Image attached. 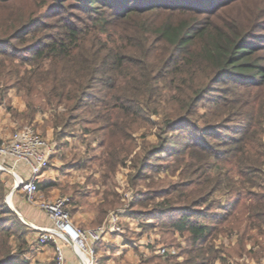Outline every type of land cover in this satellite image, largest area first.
<instances>
[{"label":"trees","instance_id":"1","mask_svg":"<svg viewBox=\"0 0 264 264\" xmlns=\"http://www.w3.org/2000/svg\"><path fill=\"white\" fill-rule=\"evenodd\" d=\"M35 1L0 0V77H11L13 74L15 78L8 86H25V115L31 119L37 110L53 108L55 113L49 118L56 134L66 132L63 129L67 130L72 122L82 126L93 125L92 128L100 135L93 130L95 137L92 139L104 148L109 163L128 165L129 158L134 168L133 173L127 174L131 184H135V179L147 168L145 164L150 158L174 148L179 151V147H175L177 144H184L183 148L190 144L188 154L196 163H185L191 176L187 177L185 185L188 191L193 188L189 187L190 184L199 185V194L192 196L186 204L181 201L186 200L188 192L176 191L177 184L170 190L161 187L153 193L163 196L155 204L157 211L178 212L174 217L166 216L159 220L165 230L184 235L186 246L180 253L166 256L155 253L150 258L152 262L155 258L162 259L164 263L160 264H215L218 251L213 249L210 241L213 234L230 223L241 198L251 193L249 186L255 179L262 178L263 113L249 115L244 121L248 127L239 125L234 135L218 141L224 146L223 150L212 151L207 137L212 135L210 130L221 128L216 120L225 113V109L219 106L223 104L221 98H216L214 93L203 98V104L209 106V111L206 116L200 114L202 123H190L185 115L167 117L164 123L169 130L168 136L161 135L160 131L154 145L143 147L140 152L135 151L134 156L128 157L121 156L120 151L130 141L129 134L134 123L133 119L128 121L131 108L126 106L131 98L121 95L114 102H109L101 97L102 109L109 108V111H95L89 118L80 117L77 112L98 90L115 88L124 78L128 64H138L145 69L151 67L159 75L158 67L164 60L162 53L167 54L168 60L176 61L168 74L184 76L183 86L178 82L176 87L179 95L173 96L175 104L181 106L178 108L184 110L182 114L190 108L196 110L203 94L211 90V84L218 80L222 84L220 91L230 94L228 103L240 109L249 104L242 99L248 96L244 88L264 87L263 57L258 54L264 47L250 42L248 30L224 28L197 15L198 12L211 14V7L207 4L214 0H48L49 9L57 10L55 31H47L53 23L42 21L40 9L33 6ZM26 4L30 5L25 7ZM214 4L213 7L216 6ZM67 7L95 15L93 25L88 26V36L93 37L94 46H85V27L70 21L74 15H69V21L66 19L64 11ZM101 33L105 36L102 37ZM15 42L21 44V50H26L21 57L27 56L35 66L25 69L21 77L17 76L18 69L13 67L12 57H9L11 52L17 51ZM154 49L161 50L156 58ZM39 64L45 68H40ZM194 81L199 84L196 86ZM3 97L5 94L2 93L0 98ZM58 108L63 109L61 114ZM231 110L230 114L244 112ZM187 140L191 143H185ZM196 147L201 148L198 156V151L193 152ZM91 159H98L97 153ZM233 174L238 175V182L233 179ZM138 194L130 202L132 206L138 204L137 207H130L134 208L132 214L144 217V199ZM261 195L264 196V193ZM118 196L116 190H106V199L102 204L107 207L121 204ZM199 203L203 206L197 207ZM189 206H192V212L188 211ZM255 207V216L263 217V209ZM19 223L18 216L4 197L0 199V264H27L15 257L29 251L25 239L14 251L9 243L11 235L17 233L21 237L25 230H32L29 226L20 227ZM234 226L240 230L239 223L231 225V228ZM244 235L242 232L239 243L226 249L225 256H220L221 264H226L228 257H232V264H248L246 258L251 252L243 246ZM179 256H183L181 261H178Z\"/></svg>","mask_w":264,"mask_h":264},{"label":"rangeland","instance_id":"2","mask_svg":"<svg viewBox=\"0 0 264 264\" xmlns=\"http://www.w3.org/2000/svg\"><path fill=\"white\" fill-rule=\"evenodd\" d=\"M212 1V0H211ZM216 3L212 6L213 3ZM30 4L24 5L25 7L29 6ZM49 2L48 0H36L35 4L33 6L37 7V9H40L41 12V19L44 22L53 23L50 25L51 28L47 29V31H55V23L58 22L55 18L57 10L49 9ZM209 9L212 10L211 14H205V12H198L197 15L199 17H206L207 20H209L213 24H217L222 27H228V28H234L236 30H248L249 31V40L254 45L257 44L259 46L264 47V0H214L212 2H208L207 4ZM207 6V7H208ZM65 14H67V18L69 21L70 16L74 15V18H72L70 21L80 24L85 27V38L83 40L85 46L87 48H90L91 46H94L95 41H93V37L88 36V26L93 25V19L95 15H89L85 14L82 11L75 10L71 7H67L64 11ZM157 17V15H154ZM62 23V22H61ZM54 25V26H53ZM28 36H32V33H28ZM101 36L104 37L105 33H101ZM15 47L17 51L11 52L12 57L10 61L14 64L13 67L18 69L17 76L21 77V74L25 69H32V67H35L32 64V61L30 62L29 59H27V56L21 57V55H25L26 50H21L19 47H21L20 43L15 42ZM156 45V44H155ZM260 52L258 54L262 55L264 63V49L259 50ZM161 53L160 49H154L155 58L157 55ZM164 56V60L161 66L158 67V70L160 71L159 75L158 72L155 69L149 68H141L138 64H126L127 69L125 70V76L124 78L116 85L115 88H111L110 90L102 91L98 90L95 92V95L91 98H88L86 103H84L81 107H79V110L77 114L79 113L80 117H92L95 111L103 110V111H109V108L102 109V106L100 105V101L102 98H106V101L114 102L117 98V96H126L131 98L129 102L126 103V106L130 107V115L128 121L131 122V119L134 120L133 126H132V132L129 134L130 140L127 145H125V148H122L120 151L121 156H132L135 151L140 152L143 147H150L154 145L158 139V133L161 131V135L168 136L169 130H167L165 121L166 118H174L177 115H185L187 120L192 122H198L202 123L203 118L200 117V114L204 113L205 116L207 115V112L209 111V106H204L203 104V98L211 97L214 93L216 95V98H221L223 104H220L219 106L221 109H225V113L223 116L219 117L216 121L221 126V128H218L216 130H210L212 133L211 136L207 137V143L209 148L212 151H218L223 150L224 146L220 144L218 141L220 139H228L229 135H234L236 129H238L239 125H243L244 127H248L244 121L249 115H253L256 112H262V118L264 119V87L259 89L254 88H244L245 93L248 95L247 97L242 98L244 102L249 103L245 104L244 106H241L240 109H238L237 105L232 106L230 103V94H224L220 89L222 88V84L218 81H215L211 84V90L206 91L203 96L202 100L198 102L195 108H190L186 114H182L184 110L178 108L179 106L175 103V96L179 95L178 88L176 91V87L180 82V86L182 87V81L184 79L183 77L177 76L173 77V75L168 74L169 69L173 68V66L176 64V61L174 60H168L167 54L162 53ZM161 55V56H162ZM25 58V59H24ZM165 59H167L165 61ZM7 61H9L7 59ZM38 63V62H37ZM40 68H45L43 64H39ZM137 68V70H134L133 68ZM140 68V69H139ZM129 71V74H128ZM1 75L0 77V95L3 93L5 94V97L2 99L0 98V106L4 107L7 111L11 113L12 117H17L19 115L20 118L28 119L27 115H25V111L23 112V115H20L17 113L15 106L12 104V101L9 99V97L15 95V97H19L21 99V103L26 106V101L24 99V94L26 93L25 86H12L9 87L8 84L11 83V81L14 80L15 75L11 74V77H4ZM25 81V80H24ZM194 84L197 86L199 83L198 81H194ZM209 84V83H208ZM102 97V98H101ZM101 98V99H100ZM220 100V99H219ZM118 105V104H116ZM116 107V106H114ZM181 107V106H180ZM212 108V107H210ZM107 109V110H106ZM231 111H244L243 113H237V114H230ZM57 111L61 114L63 112L62 108H58ZM46 113L48 117H52L53 113H55V110L52 108L48 111H40L37 110L35 113V116H38L41 119L46 118ZM185 113V112H184ZM226 115V116H225ZM38 118V119H39ZM120 120V119H119ZM100 122H103L100 120ZM99 122V123H100ZM32 125L36 129V124L33 121L23 122L22 125ZM226 126L227 128L224 129L223 127ZM15 127V128H13ZM20 126H12L9 130L10 133ZM93 125H87L82 126L78 122H72L70 123L69 127L66 129H63L68 133L71 140L74 144L78 145V148L82 150L83 144L87 141V139H92L95 137V132H97L98 135L100 133L97 130H94ZM160 127L162 130H160ZM189 127V124L188 126ZM94 130V131H93ZM175 131V130H174ZM9 133V134H10ZM42 134V133H41ZM43 135V134H42ZM44 136V135H43ZM121 136V135H120ZM3 137L0 138V140ZM50 142L54 144L53 141L49 139ZM96 149L91 152L92 156L94 153H97L98 159H93L91 171H93L94 176L97 179V183L95 184L94 193L96 195V198L99 195V190L101 192L102 189H105L108 191L109 189L116 190L118 193V201L121 202V204H118L116 206L107 207L104 204H100L99 211L102 212L106 218L101 221V218L99 219V222L93 225H80L76 223H72L74 226L82 227V228H89V227H96L97 225L105 223L111 213L118 214L120 210H126V209H134L137 207L138 204H130L132 199L136 196V193H139L138 195H142V199H144V206L146 214L140 217L141 221V230L145 233V238L148 240V243H151L153 246L152 252L158 253L156 251L157 247L164 245L165 247H169L174 249L176 252H181V250L186 246V241L184 240V235H180L177 232H171L165 230V228L161 225V218L170 216L174 217L178 212L177 211H164L159 212L155 208V204L157 201L159 202L163 196L162 195H156L154 191L158 190V188L165 187L166 190H170L171 187L175 184H177L176 191H184L187 190L188 196L186 197V200L181 201V203L189 204V199L194 196L198 195L200 192L199 185L192 183L189 187H193L189 189L185 185V180L188 179L187 177L190 176V172H187V167L185 166V163H196V160L194 158H190L188 152L189 148L191 147V143L189 140H187L185 143H187L189 146L186 148L184 147V144H177L175 147H179V151H176L174 149H170L167 151L159 152L157 156H153L148 161L147 168L143 169L141 171V174L138 179H135V184H131V182L128 180L127 174H131L134 172V168L132 163H129L128 165L122 164V163H109L110 160L106 157V155L103 152V147L98 146V141L94 140ZM122 140L119 141V145ZM192 145V144H191ZM106 150V149H105ZM201 148L196 147L194 151H198V154L196 152V155H199ZM176 152V155L174 153ZM135 153V154H136ZM173 153V154H172ZM195 153V152H194ZM134 154V155H135ZM133 155V156H134ZM127 158V157H125ZM199 163V162H198ZM130 165V166H129ZM16 182L13 175L0 171V199H5V202L7 205L13 210V204L7 202V197L10 193V186L14 185ZM10 188V189H9ZM15 187V190H17ZM154 189V190H153ZM13 190L12 193H15L16 191ZM11 193V194H12ZM21 195L25 200L28 201L27 196L22 191L20 192ZM13 195V194H12ZM11 197V196H10ZM61 197V196H59ZM149 197H154L153 199H150ZM9 198V197H8ZM58 198V197H56ZM98 200V199H97ZM65 205L66 210L69 213V218L71 221V214H70V206ZM106 204V203H105ZM33 207H38L35 204H29ZM157 205V204H156ZM134 208H132V207ZM197 207H202L203 204L199 203L196 205ZM106 207V208H105ZM192 206H189L188 211H193ZM39 208V207H38ZM16 215L19 218V226L21 227H31V225L27 224V221L25 217L22 215H18V212L14 211ZM132 213V212H131ZM147 217V218H146ZM118 219V218H117ZM147 223V224H145ZM118 224L120 226V230L117 232L122 231V226L118 220ZM24 225V226H23ZM53 226V224H52ZM51 226V227H52ZM18 231V230H17ZM25 234L21 237H18V234L15 233L14 235L10 236L9 243L11 244L12 251L15 250L17 246H19V243H22L21 240L25 239V242L29 245V236L32 235L33 232L30 230H25ZM114 232V231H113ZM217 238V234H213L212 239L210 240L212 243L213 249H219L215 246V239ZM103 237L95 243V246L97 243L102 241ZM37 239H35L36 242ZM63 252H64V246L69 247V243L66 242L62 238H57V241ZM214 243V244H213ZM53 247V254L51 255L50 261L45 260H38V259H32L30 258V249L25 254H17L15 257L20 258L24 261H26L27 264H47V262H50V264H56L55 262V254H54V243L48 242L45 245H49ZM78 250L82 251L79 247H77ZM95 249V248H94ZM229 249V248H228ZM35 252V251H34ZM251 254H254L256 249L250 251ZM84 253L88 257L89 260L93 257L95 253L93 252V255H89L84 251ZM174 253V254H175ZM159 254V253H158ZM32 256V255H31ZM220 254H217V257H219ZM183 256H179L178 261L182 260ZM65 259V256H64ZM65 262V261H64ZM153 264H160L164 263L162 259L155 258L152 262ZM215 263V261H214ZM166 264V263H165Z\"/></svg>","mask_w":264,"mask_h":264},{"label":"crops","instance_id":"3","mask_svg":"<svg viewBox=\"0 0 264 264\" xmlns=\"http://www.w3.org/2000/svg\"><path fill=\"white\" fill-rule=\"evenodd\" d=\"M9 99L15 106L17 113L23 115L26 106L21 103V99L15 95ZM45 116L44 120L35 115L31 119L28 118L29 121L35 122L36 129L40 133L54 142L49 165L38 179L36 198L66 197L69 201L72 223L90 226L98 223L100 218L101 221L104 220L106 216L99 211V207L106 199V192L105 189H102L101 192L99 190V195L96 198L94 186L97 179L93 171L90 170L93 163L91 151L96 149L94 140L87 139L82 150L78 151V145L74 144L70 138L72 135L66 132L56 134L47 113ZM28 119L20 118L19 115L12 117L9 111L0 106V138L9 135V129L12 126H21L20 124L27 122ZM2 172L11 175H13L12 173L17 174L23 180L27 178L29 169L22 162H9V167ZM261 176V179H255L252 185H248L251 193L241 198L232 213L230 223H227L217 232L215 246L219 249V251L216 250L220 256H225L226 249L233 248L239 243V238L243 232L245 234L243 236L244 248L248 251L254 249L257 251L250 254L246 258V262L248 264H264V216H255L253 213L255 206H259L264 212V207H262L264 196L261 195L264 193V163ZM233 179L238 182V175L233 174ZM10 188L12 189L13 186L11 185ZM15 191L12 193L13 195L11 194L10 201L13 204V211L25 217L27 224L32 226L31 231L34 233L33 237L32 235L29 236L30 258L50 261L53 247L50 244L39 245L35 239L40 233L39 227H51L53 222L44 210L28 205V203H32L23 198L20 193L23 190L20 187ZM8 197L10 198V195ZM220 197L223 198L222 195ZM131 212L133 213V209L130 208L120 210L118 220L123 228L122 231H108L104 234L102 241L95 246L92 264H153L150 258L155 254L152 252L153 246L148 243L145 233L141 230L140 217ZM236 222L239 223L240 230L236 226L231 228V225H235ZM64 256V264H88L87 255L84 251L78 250L75 245L64 246ZM220 256L216 257L215 264H221ZM229 262L232 264V257H228L225 261L226 264Z\"/></svg>","mask_w":264,"mask_h":264},{"label":"built area","instance_id":"4","mask_svg":"<svg viewBox=\"0 0 264 264\" xmlns=\"http://www.w3.org/2000/svg\"><path fill=\"white\" fill-rule=\"evenodd\" d=\"M54 144L43 136L34 126L26 124L14 129L9 135L0 140V171L9 167V162H22L27 165L29 174L21 179L14 174L16 187L19 186L28 198V201L44 210L53 222L52 227H39L37 237L39 245L48 242L54 243L56 264H64V252L57 241L62 238L69 244L75 245L89 255H93L95 243L108 231H119L117 214L111 213L109 219L96 227L82 228L74 226L66 210L67 198L64 196L55 199H37L38 179L48 167ZM74 230L70 234L69 230ZM156 251L162 256L174 254L172 248L164 245L157 247ZM93 257L88 264H92Z\"/></svg>","mask_w":264,"mask_h":264},{"label":"water","instance_id":"5","mask_svg":"<svg viewBox=\"0 0 264 264\" xmlns=\"http://www.w3.org/2000/svg\"><path fill=\"white\" fill-rule=\"evenodd\" d=\"M16 182H15V184L13 185V188L11 189V191H10V193H9V195L11 196V193H12V191H13V189L16 187ZM11 201V197H10V199L7 201L8 203H11L10 202ZM15 210V209H14Z\"/></svg>","mask_w":264,"mask_h":264},{"label":"bare ground","instance_id":"6","mask_svg":"<svg viewBox=\"0 0 264 264\" xmlns=\"http://www.w3.org/2000/svg\"><path fill=\"white\" fill-rule=\"evenodd\" d=\"M9 199H10V198L7 197V201H8ZM69 233H70V234H73V235L75 236V234H74V230L70 229V230H69Z\"/></svg>","mask_w":264,"mask_h":264}]
</instances>
